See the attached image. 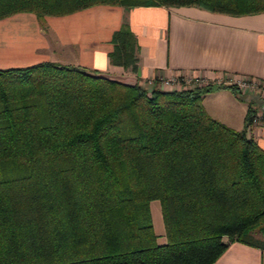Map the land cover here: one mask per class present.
I'll return each mask as SVG.
<instances>
[{"label":"trees","instance_id":"16d2710c","mask_svg":"<svg viewBox=\"0 0 264 264\" xmlns=\"http://www.w3.org/2000/svg\"><path fill=\"white\" fill-rule=\"evenodd\" d=\"M193 2L264 10V0H0V18ZM111 41L109 60L135 70L125 19ZM145 82L50 59L0 67V264H211L233 239L264 243V148L251 132L264 99L233 83ZM221 86L246 102L239 128L202 104Z\"/></svg>","mask_w":264,"mask_h":264},{"label":"crops","instance_id":"0c3cea01","mask_svg":"<svg viewBox=\"0 0 264 264\" xmlns=\"http://www.w3.org/2000/svg\"><path fill=\"white\" fill-rule=\"evenodd\" d=\"M200 4L95 3L46 14L42 24L34 12L17 11L0 18V67L50 59L130 82L174 74L215 81L230 72L264 79V10L231 13ZM124 19L138 43L135 70L112 63L108 56L111 34ZM202 102L213 117L236 128L243 125L246 102L229 87L208 90ZM251 132L264 148V126L255 123ZM257 236V243L229 241L211 264H264V243Z\"/></svg>","mask_w":264,"mask_h":264},{"label":"built area","instance_id":"2783aa9c","mask_svg":"<svg viewBox=\"0 0 264 264\" xmlns=\"http://www.w3.org/2000/svg\"><path fill=\"white\" fill-rule=\"evenodd\" d=\"M161 85L173 83L174 87L189 86L193 84H205L209 81L204 76H193L192 74H174L171 76L159 77ZM216 82L221 83H233L243 92H250L259 94L264 99V79L258 78L253 75L241 74V73H226L223 76H219L215 79ZM152 82V77L146 79V84ZM254 121H259L264 126L263 109L258 108L256 115L253 118Z\"/></svg>","mask_w":264,"mask_h":264},{"label":"rangeland","instance_id":"374dc122","mask_svg":"<svg viewBox=\"0 0 264 264\" xmlns=\"http://www.w3.org/2000/svg\"><path fill=\"white\" fill-rule=\"evenodd\" d=\"M6 67V66H4ZM156 76H152V80L153 78ZM149 78V77H148ZM123 79H128V77H124ZM151 84V83H150ZM165 88H170V87H174L173 83H169L164 85ZM177 87V86H176ZM203 104V102H202ZM209 105V107H211L210 103H207ZM205 107V106H204ZM212 111V109H211ZM151 216H152V221H153V226H154V230L157 233L158 232V241H163L165 240V234H164V225H163V221L161 218V211H160V204L158 200H153L151 202ZM256 235V233H254Z\"/></svg>","mask_w":264,"mask_h":264},{"label":"water","instance_id":"95a60500","mask_svg":"<svg viewBox=\"0 0 264 264\" xmlns=\"http://www.w3.org/2000/svg\"><path fill=\"white\" fill-rule=\"evenodd\" d=\"M261 108H262L263 111H264V101H262V103H261Z\"/></svg>","mask_w":264,"mask_h":264}]
</instances>
